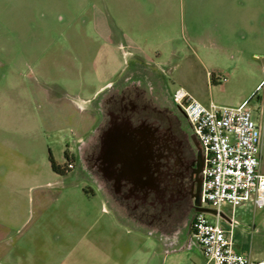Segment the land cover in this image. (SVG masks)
Returning <instances> with one entry per match:
<instances>
[{"label": "rangeland", "instance_id": "obj_1", "mask_svg": "<svg viewBox=\"0 0 264 264\" xmlns=\"http://www.w3.org/2000/svg\"><path fill=\"white\" fill-rule=\"evenodd\" d=\"M262 1V45L234 63L237 54L224 61L199 49L197 39L208 29L198 11L201 0H0V241L22 240L24 250H37L36 256H49L54 264L202 263L196 244L166 252L111 197L119 222L109 225L101 213L103 186L78 163L70 182L57 183L49 156L63 166L65 152L75 155L78 140L97 127L99 96L110 85L122 89L142 78L148 83L140 87L146 95L151 88L161 107H173V92L183 89L205 106L242 107L258 121L264 105ZM102 17L113 37L104 38ZM139 25L142 30L135 29ZM125 33L135 47L127 46ZM12 143L22 145L28 160L23 152H10ZM10 169L22 176H11ZM20 205L26 212L19 216ZM222 210L231 214L228 205ZM255 218L261 224L251 256L260 260L264 209ZM235 219L247 227L252 212L238 207ZM9 220L14 224L7 226ZM49 246L55 255L43 252Z\"/></svg>", "mask_w": 264, "mask_h": 264}, {"label": "flooded vegetation", "instance_id": "obj_2", "mask_svg": "<svg viewBox=\"0 0 264 264\" xmlns=\"http://www.w3.org/2000/svg\"><path fill=\"white\" fill-rule=\"evenodd\" d=\"M142 82L148 83L132 80L99 96L98 125L68 158L88 169L138 229L175 252L194 244L204 156L180 111L157 105Z\"/></svg>", "mask_w": 264, "mask_h": 264}, {"label": "built area", "instance_id": "obj_3", "mask_svg": "<svg viewBox=\"0 0 264 264\" xmlns=\"http://www.w3.org/2000/svg\"><path fill=\"white\" fill-rule=\"evenodd\" d=\"M171 100L184 113L202 148L200 205L216 211L213 221L198 212L192 223V240L203 257L201 264H264V259L253 262L235 250L232 218L228 228L221 223L224 205L232 210L246 204L264 209V105L259 120L254 121L249 110L212 103L205 106L183 89H176Z\"/></svg>", "mask_w": 264, "mask_h": 264}, {"label": "crops", "instance_id": "obj_4", "mask_svg": "<svg viewBox=\"0 0 264 264\" xmlns=\"http://www.w3.org/2000/svg\"><path fill=\"white\" fill-rule=\"evenodd\" d=\"M262 4V0H201V4L198 6V9V7L193 3V8L197 7L198 11L200 12V16L202 17V20L208 23L206 24V27H208V29H205V31L201 32L203 34V37L197 39L199 49H201L206 54L210 53L212 55L221 57L224 61H231L230 59L233 57V55L237 54V56L234 57L235 63L237 60H240V55H247V52H251V50L256 45H262ZM144 8L145 7L137 9V12L143 13ZM133 10L136 11L135 6ZM102 21L104 22V38L113 37L114 31L107 25V19L105 17H102ZM144 21H146V19L142 18L141 22L144 23ZM133 27L134 26L132 23V25H130V29H133ZM135 29L142 30L143 26L139 25ZM120 31L124 32L122 28H120ZM123 35L126 37L125 39L128 40L127 46L129 48L136 46L135 41L131 39L128 34L125 33ZM118 46L120 48H125V45L123 44H118ZM137 58L142 62L145 61L140 56H137ZM110 83L111 82L109 81L104 85L107 86ZM104 85L103 87H101V89L105 88ZM111 86L112 85H110L109 88ZM81 140L82 138L78 140V142H80ZM8 148L10 149V152H23L21 154L22 156H24V150L22 149V145L12 143L9 144ZM27 156H24L26 160H28V158H26ZM12 166H17V162H12ZM75 169L76 167L65 176H59L54 172L52 173L56 179V182L62 184L64 182H70L72 180L71 173L73 174V171H75ZM10 173L11 176H22L13 169H10ZM99 190L100 199L102 202L101 213H105L108 215L107 222L109 223V225H113L114 223H116L115 221L119 222L118 213L113 209V207H111V203L109 201L111 196L107 193V191H102L101 189ZM111 199L116 206H119L115 199H113L112 197ZM239 209L243 211L247 210L252 212V224L247 225V227L241 226L239 222L235 219L236 209L232 210V208L231 214L229 216H226L223 212L221 213V223L223 226L228 228L230 226V221L232 218L234 224L233 235L235 241V250L240 254L250 256L253 262H257L259 260H255L251 256L252 240L254 238V235L260 232V228L257 227V225L259 226L261 223H258L255 218L257 210L254 209L251 204L243 205L239 207ZM18 212L19 216L22 213L25 214L26 208H22V206L20 205ZM19 216L18 219L15 215V219L11 215L9 218L13 219L14 221H21L22 217L19 218ZM9 222L11 221L9 220ZM12 224L14 223H8L7 226H10ZM4 230L7 231V229L5 228ZM25 246L26 244H24L22 240L15 242L1 240L0 259L2 262H4L3 264H54V262L49 259V256H47V258L36 256L35 252L37 250H24ZM52 251L53 249H50V246L48 248L43 249V252H50V254L55 255V253ZM51 258H53L55 261V258L53 256Z\"/></svg>", "mask_w": 264, "mask_h": 264}, {"label": "trees", "instance_id": "obj_5", "mask_svg": "<svg viewBox=\"0 0 264 264\" xmlns=\"http://www.w3.org/2000/svg\"><path fill=\"white\" fill-rule=\"evenodd\" d=\"M211 81H212V74L210 75ZM66 163L63 166L58 165L51 156H49V163H50V168L52 172L59 176H65L67 175L70 171L74 169V165L72 162H69L68 154L65 152L64 154ZM72 165V168H69L68 166Z\"/></svg>", "mask_w": 264, "mask_h": 264}, {"label": "water", "instance_id": "obj_6", "mask_svg": "<svg viewBox=\"0 0 264 264\" xmlns=\"http://www.w3.org/2000/svg\"><path fill=\"white\" fill-rule=\"evenodd\" d=\"M180 113L184 116V113L181 110H180ZM193 138H194L195 141L198 142V140L194 136H193ZM125 168H127V167H125ZM200 189H201V185H199L198 190H200ZM194 203H195L194 205H195V208H196V211L197 212L208 213V214L216 215V211L215 210L201 207L199 197L196 198V200H195ZM188 246H190V245H188Z\"/></svg>", "mask_w": 264, "mask_h": 264}]
</instances>
